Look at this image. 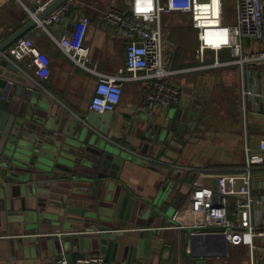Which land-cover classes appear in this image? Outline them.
I'll return each mask as SVG.
<instances>
[{
  "label": "crops",
  "instance_id": "1",
  "mask_svg": "<svg viewBox=\"0 0 264 264\" xmlns=\"http://www.w3.org/2000/svg\"><path fill=\"white\" fill-rule=\"evenodd\" d=\"M42 1L0 0V44L30 19L31 13ZM130 1L73 0L61 23L49 26L47 30L37 28L27 34L50 57V75L43 82L46 90L26 80L20 73L8 71L9 62L2 57L0 78L7 79L14 86L13 91L23 87V94L33 93L31 101L41 100L43 96L49 105L46 109L52 110L50 114L68 118V121H62V130L67 124L73 130L75 122L82 124L90 112L88 105L94 94L97 76L75 66L52 36L73 35L77 21L86 15L90 19L85 40L90 51V67L100 73L115 75L125 69L126 44L116 29L103 20L102 12L112 6L126 9ZM38 31H41L40 36ZM192 32L199 46L198 31L194 29ZM246 47L259 48L260 45L247 40ZM184 56L185 60L179 62ZM167 58V63L173 68L199 67L193 56L177 53L174 57L173 53H168ZM216 58L229 62L231 51L208 49L206 63L212 64ZM173 82L182 90L180 104L170 109H151L143 97L141 81H129L123 88L113 118L108 124L102 122V127L108 131L104 137L106 142L127 157L116 184L130 197L156 201L165 194L166 203L171 206L169 219L177 214L176 222H166L163 228L158 227L160 222L157 221L154 230L160 234L153 237L149 257L142 259L138 256L136 264H197L199 260H205L206 264H264V237L255 238L252 252L249 246L230 245L221 235L207 234L204 230H201L204 233L193 236L192 229L187 226L191 224L189 196L194 189H215L220 175L243 172L245 126L252 137V152L258 151V143L264 139V110L260 99L250 103L246 125L239 104L240 78L235 64L198 68L175 76ZM249 82L253 89L264 92V65L250 68ZM179 111L182 113L180 121H186L182 138L185 143L174 142V150H166L154 138L169 117L176 116ZM91 129L97 134L95 129ZM253 175L254 194L263 195L260 182L264 180V169L254 171ZM88 188L91 192L89 201L93 202L101 190L94 184ZM30 200L27 201L28 206L32 204ZM135 227L128 225L126 229ZM144 231L148 238L150 231L147 228ZM62 233L60 226L48 224L41 226L39 236L60 235L62 238ZM31 235L32 230H25L21 223H8L5 213H2L0 264H55L59 257H68L64 248H54L49 239L42 241L37 238L39 236ZM117 242L125 243L123 237H119ZM136 243L137 240H133L130 245L136 246ZM124 245H128L127 242ZM85 254L101 253L92 249ZM85 254L79 253L70 262ZM111 261L131 264V252L125 255L120 248Z\"/></svg>",
  "mask_w": 264,
  "mask_h": 264
},
{
  "label": "built area",
  "instance_id": "2",
  "mask_svg": "<svg viewBox=\"0 0 264 264\" xmlns=\"http://www.w3.org/2000/svg\"><path fill=\"white\" fill-rule=\"evenodd\" d=\"M55 0H43L31 13L36 16ZM69 0L56 8L41 23V28L61 23L72 7ZM235 21L225 22V0H131L128 8L116 6L102 12L104 21L112 25L126 44L125 69L115 75L100 73L90 67V51L85 45L90 19L83 15L77 21L73 35L54 37V41L71 62L97 76L94 94L89 102L90 112H115L120 104L125 84L141 81L142 94L151 109H170L182 101V90L173 78L195 69L223 67L235 64L240 78L239 104L246 124L249 105L260 99L264 110V92H258L248 83L250 68L264 65V0H235ZM183 14L190 18L191 26L198 31L199 46L196 59L199 67L173 68L166 61L165 33L162 16ZM258 42L259 48H247L246 41ZM229 49L231 60L216 58L206 63L207 50ZM2 58L34 85L46 90L43 82L50 75L51 60L30 35L18 39ZM247 125V124H246ZM245 167L243 172L222 174L217 178L216 189L196 188L189 196L192 235L206 232L221 235L233 246L246 245L253 252L255 238L264 237V194H254L256 170L264 169V139L258 151L252 152L250 130L244 127ZM264 190V180L260 182ZM177 214L174 215L176 222ZM204 230V232H201ZM55 264H122L114 263L102 254H85L74 262L65 255ZM148 264V263H143Z\"/></svg>",
  "mask_w": 264,
  "mask_h": 264
},
{
  "label": "water",
  "instance_id": "3",
  "mask_svg": "<svg viewBox=\"0 0 264 264\" xmlns=\"http://www.w3.org/2000/svg\"><path fill=\"white\" fill-rule=\"evenodd\" d=\"M67 1L55 0L30 17L0 44V56L30 31L42 29V21ZM7 70L19 74L12 64ZM13 87L0 78V215L5 213L8 223H21L25 230H32L31 236H39L43 225L60 226L62 238H37L64 248L69 262L92 249L110 261L120 248L125 255L131 252V264H136L138 256L148 259L153 237L160 234L155 224L159 221L158 227L163 228L166 222H174V214L169 219L171 206L165 194L156 201L130 197L116 184L127 157L106 142L108 131L102 127L114 113L89 112L82 124L75 122L73 130L67 124L62 130V121L68 118L50 114L43 96L31 101L33 93L23 94V87L14 91ZM181 114L170 116L160 127L154 138L160 147L174 150V142L185 143L186 121H180ZM90 184L101 190L93 202L89 201ZM29 199L32 204L28 206ZM128 225L136 227L126 229ZM145 228L150 231L148 238ZM119 237L128 245L118 243ZM133 240L136 246L130 245Z\"/></svg>",
  "mask_w": 264,
  "mask_h": 264
},
{
  "label": "rangeland",
  "instance_id": "4",
  "mask_svg": "<svg viewBox=\"0 0 264 264\" xmlns=\"http://www.w3.org/2000/svg\"><path fill=\"white\" fill-rule=\"evenodd\" d=\"M117 6H119L116 3ZM225 9H226V18L225 22L227 23H233L235 21V0H225ZM104 11V10H103ZM190 24V19L188 16L183 15V14H167L164 13L162 16V25L165 33V48H166V61L168 62L167 55L168 53H173L174 57L178 53H182L184 55H189L193 56V58L197 61L196 59V51L197 45H195V36L193 32H189L188 35L190 38H192L194 44L191 45V47H185L182 46L180 43V39L184 38V43L187 42L185 41V37L183 36L184 33H180L183 31H178L175 30V28H188ZM178 32H175V31ZM173 36V38H172ZM183 43V44H184ZM197 44V43H196ZM196 50V51H195ZM176 53V54H175ZM185 57V56H184ZM260 118V117H259Z\"/></svg>",
  "mask_w": 264,
  "mask_h": 264
},
{
  "label": "trees",
  "instance_id": "5",
  "mask_svg": "<svg viewBox=\"0 0 264 264\" xmlns=\"http://www.w3.org/2000/svg\"><path fill=\"white\" fill-rule=\"evenodd\" d=\"M175 30H178V31H183V32H180V33H184L183 34V36L185 37V41H187V42H185L184 43V38H182V39H180V43L182 44V46H185V47H191V45H193L194 44V42H193V40H192V38H190V36L188 35V33L191 31H193L194 30V28H192V26H190V27H188V28H182V27H179V28H175ZM174 30V31H175ZM33 31V30H32ZM178 31H175V32H178ZM195 36V35H194ZM172 38H173V36H172ZM174 39V38H173ZM195 42L197 43H195V45H197V47L195 46V48L196 49H198V41H197V39H195ZM184 43V44H183ZM196 51V50H195ZM185 60V57H180V60H179V62H183ZM182 68H185V67H182Z\"/></svg>",
  "mask_w": 264,
  "mask_h": 264
}]
</instances>
